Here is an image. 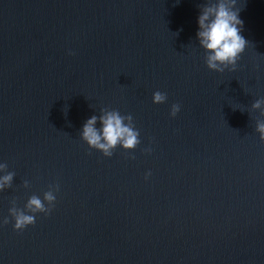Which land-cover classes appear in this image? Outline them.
<instances>
[{
	"label": "water",
	"instance_id": "1",
	"mask_svg": "<svg viewBox=\"0 0 264 264\" xmlns=\"http://www.w3.org/2000/svg\"><path fill=\"white\" fill-rule=\"evenodd\" d=\"M203 3L0 0V218L59 186L49 215L0 226V264H264V0H241L249 44L224 73L195 37ZM100 108L132 115L134 149L80 139Z\"/></svg>",
	"mask_w": 264,
	"mask_h": 264
},
{
	"label": "clouds",
	"instance_id": "2",
	"mask_svg": "<svg viewBox=\"0 0 264 264\" xmlns=\"http://www.w3.org/2000/svg\"><path fill=\"white\" fill-rule=\"evenodd\" d=\"M241 10V0H204L200 5L195 37L204 52V63L210 71L224 73L236 70L237 62L249 44L242 34L244 21L240 16ZM166 99V92L156 90L152 93L154 104L164 103ZM180 107L179 103H173L169 115L175 117ZM251 108L259 111L255 131L261 142H264V97L256 99ZM139 136L140 130L135 127L132 115L121 114L114 108H100L99 115L88 117L79 130L80 139L104 157H111L117 146L125 151L134 149L140 143ZM145 151H150V148ZM7 168V163L0 161V192L11 185L15 175ZM150 175V171L146 172L145 179ZM28 183L24 181L26 187ZM58 190V185H52L42 197L31 195L23 208L17 207L15 201H12L8 216L0 218V226L7 224L11 217L13 230L23 231L35 223L37 214L49 215Z\"/></svg>",
	"mask_w": 264,
	"mask_h": 264
}]
</instances>
